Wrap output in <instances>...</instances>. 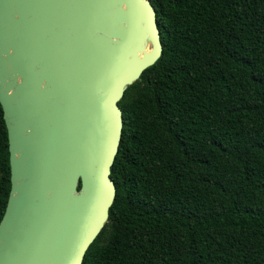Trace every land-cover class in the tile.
Listing matches in <instances>:
<instances>
[{
    "label": "trees",
    "instance_id": "16d2710c",
    "mask_svg": "<svg viewBox=\"0 0 264 264\" xmlns=\"http://www.w3.org/2000/svg\"><path fill=\"white\" fill-rule=\"evenodd\" d=\"M163 54L129 86L117 194L83 264H264V0H151ZM11 191L0 104V223Z\"/></svg>",
    "mask_w": 264,
    "mask_h": 264
},
{
    "label": "water",
    "instance_id": "95a60500",
    "mask_svg": "<svg viewBox=\"0 0 264 264\" xmlns=\"http://www.w3.org/2000/svg\"><path fill=\"white\" fill-rule=\"evenodd\" d=\"M162 54L151 0H0V264H83L117 194L119 102Z\"/></svg>",
    "mask_w": 264,
    "mask_h": 264
}]
</instances>
